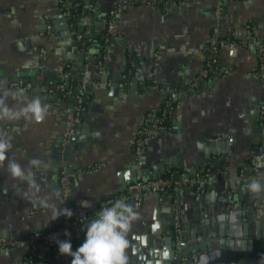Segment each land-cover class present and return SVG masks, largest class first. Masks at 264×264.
I'll return each instance as SVG.
<instances>
[{"label": "crops", "instance_id": "crops-1", "mask_svg": "<svg viewBox=\"0 0 264 264\" xmlns=\"http://www.w3.org/2000/svg\"><path fill=\"white\" fill-rule=\"evenodd\" d=\"M65 2L73 4V0ZM120 2L123 0H94L91 8L83 2L77 16L68 21L60 0H0V77L55 83L75 79L88 64L87 105L65 154L71 216L100 211L110 197L121 196L129 204L127 187L143 166L157 163L163 169L157 175L173 179L202 170L209 185L202 192L192 184H181L165 199L157 200L154 193H148L137 206L131 204L139 219L128 234L129 264H187L173 245L175 210L182 227L183 250L179 252L202 241H219L236 260L215 264H249L245 262L248 256L251 263L264 264V194L254 196L246 188L251 180L264 179V121H258L264 86L248 74L256 67L257 53L243 35L244 25L251 22L256 35L264 37V0H221L220 4L219 0H185L166 12L143 3ZM115 3L121 6L114 37L99 68L97 46L86 47V62L75 32L87 28L92 39L102 34L103 18ZM45 15L52 26L51 37L45 30ZM215 24L221 36L231 34L237 42L219 53L221 63L233 70L189 88ZM153 78L164 91H184L170 129L150 140L143 152L148 160L140 165L131 138L144 113L162 100ZM25 94L26 99L39 97L45 104V96L38 91ZM72 102L64 99L62 109ZM7 103L20 106L11 97ZM7 125H17L18 131ZM63 131L64 118L51 114L39 123L0 121V134L12 144L4 167H0V237L18 241L0 248V264H18L30 252L24 239L32 230L64 219V215L54 219L63 210L59 184ZM32 159L42 163L40 168H32L30 179H14L8 173V160L27 168ZM77 169L86 170L71 178ZM240 169L245 178L236 181ZM219 175L222 184L226 178V190L216 188ZM93 218L61 241L70 240L75 251L84 242L85 226ZM51 248L50 243H37L33 264H68L64 257H51Z\"/></svg>", "mask_w": 264, "mask_h": 264}, {"label": "built area", "instance_id": "built-area-1", "mask_svg": "<svg viewBox=\"0 0 264 264\" xmlns=\"http://www.w3.org/2000/svg\"><path fill=\"white\" fill-rule=\"evenodd\" d=\"M86 4V8H91L93 6L92 0H82ZM185 0H123L120 2L121 5L126 4L127 2H138L146 5H152L160 7L165 12L174 5H180ZM62 6V13L65 17H68L71 20L73 16L71 5L65 2V0H60ZM221 0H219V4ZM77 4V2H74ZM118 3L113 4L105 14L103 18V32H102V46L104 53L100 55L97 60V65L99 68L102 67L103 61L106 59V50L109 47L110 43L113 41L114 37V28L117 20L118 8L121 5ZM220 7V5H219ZM218 8L215 11L216 18L219 17ZM47 20L45 30L48 36H52L51 32V23L48 21V16L45 15ZM69 20V21H70ZM76 31V30H75ZM219 25L215 24L212 27L211 33L209 35L207 45L204 51V58L201 66L196 71L193 79L189 84V88H197L200 83L205 79L212 80L219 74H225L231 72L233 69L231 66L223 65L219 59L220 51L226 48H232L237 46V42L231 37V34L227 36H221L219 34ZM252 23H247L243 27V35L248 38L255 46L257 53V64L256 67L248 72L249 75L258 79L261 84L264 86V37H258ZM89 30L85 28L80 30V32H75L76 39L82 44V42H89L92 37L88 36ZM87 47V46H86ZM88 48V47H87ZM86 48V49H87ZM43 51V49H41ZM83 51V50H82ZM87 51V50H86ZM84 51V58L87 62L88 54ZM88 64L85 63V66L82 68L79 77V83L76 87H73L68 78L61 79L55 83H40L32 84L29 81L17 80V79H4L0 77V84L6 85L9 88L17 89L22 88L25 92L38 91L43 96H45V104L50 106L48 114L53 116H62L64 118V131L62 133L61 141V150L59 152V165H60V194L61 202L63 209L66 208L69 210V203L67 199L68 188H69V175L65 172V154L67 152V146L71 141V137L74 134L76 126L81 121L82 112L86 108L87 98L90 91V78L88 75ZM155 71V70H154ZM152 84L157 88L162 94V100L158 106L149 108L143 116L142 123L135 131L134 135L131 138V143L133 145L134 152L137 156L142 155L144 150L148 147L150 140L159 136L164 135L170 129V122L172 115L175 110L176 104L180 101L183 94V89L171 88L164 91L157 85L156 78L152 79ZM66 98H71L73 100L71 106L68 109L63 110L61 105L63 100ZM258 121L263 123L264 121V97L259 106L258 112ZM7 128L10 130L18 131L17 125H7ZM95 167L86 170L91 172ZM83 169H77L71 173L70 177L73 178L77 174L82 173ZM239 175L241 176L243 170H239ZM222 181L224 185L226 184V178L223 177ZM241 180V179H240ZM237 180V181H240ZM206 183V176L202 170H197L192 174H179L172 178L171 175H158L153 179H143L140 170H137L133 180L128 185V191L130 192V197L132 204L137 206L141 203L143 197L148 193H159L160 199H165L168 195V192L181 184H197L196 188L199 192L204 191V184ZM226 190V189H225ZM123 200L121 196L110 197L105 200L104 206H111L113 202ZM125 201V200H124ZM99 211H92L88 213H83L79 217H68L64 215V219L57 225H52L46 228H38L32 230L26 239L25 242L29 245L30 252L27 256L21 260L18 264H33L35 256V247L37 243L44 241L50 243L51 254L53 258L64 257L68 264H71V257L61 255L58 251L57 241H61L67 236L65 233L71 234L72 231L77 229L81 223L87 220L90 217H95V214ZM173 245L177 251H180L182 248V227L179 221L178 212L175 210V216L173 219ZM18 241H14L5 237H0V248H5L14 245ZM183 260L187 264H195L196 257L191 255H184Z\"/></svg>", "mask_w": 264, "mask_h": 264}, {"label": "clouds", "instance_id": "clouds-1", "mask_svg": "<svg viewBox=\"0 0 264 264\" xmlns=\"http://www.w3.org/2000/svg\"><path fill=\"white\" fill-rule=\"evenodd\" d=\"M16 100L19 107H10L8 98ZM50 106L42 103L39 97L26 99L25 90L17 88L8 90L0 84V121L42 122L48 115ZM10 138L0 134V167H4L7 153L11 149ZM41 161L32 159L27 168L14 160H8L7 171L14 179L27 180L33 175L32 168H40ZM46 167V165H45ZM34 182V181H33ZM247 190L254 196L264 194V179H253L246 185ZM60 215L70 217L71 211L64 208L58 211L54 219ZM139 219V214L123 200L104 206L95 214V218L86 224L84 242L72 250L70 240L57 241L61 255L70 256L71 264H129L128 234L132 224ZM70 236L69 233H65Z\"/></svg>", "mask_w": 264, "mask_h": 264}, {"label": "water", "instance_id": "water-1", "mask_svg": "<svg viewBox=\"0 0 264 264\" xmlns=\"http://www.w3.org/2000/svg\"><path fill=\"white\" fill-rule=\"evenodd\" d=\"M67 20L69 21L70 19L68 17H66ZM80 31V30H79ZM43 57V55H42ZM95 61L97 59H94ZM46 80V79H44ZM48 83V81H46ZM68 148L70 147V144L67 146ZM137 160L139 162L140 165L143 164V161L148 160L147 155L145 153H143L141 156L137 157ZM157 163H152L150 166H143V169L141 171V175L142 177L147 176V178L153 179L155 177H157V173L159 172H163V169L160 167V165H156ZM167 166H172L170 164H167ZM221 175H219L217 177V185L216 188H228L229 185H224L221 183L220 179H221ZM245 178L244 176H238L236 175L235 180H240L241 178ZM145 178V177H144ZM147 180V179H146ZM197 184L192 185V188L196 187ZM59 187V186H58ZM205 189L209 188V185L206 181V183L203 186ZM157 200L160 197L159 193H154ZM168 201H171V197H169L167 199ZM129 204L131 205L132 202L131 200L129 201ZM182 249V248H181ZM227 248H225V246H223L221 244V242L217 241V242H199L196 246H194L193 248L189 249L188 251H181V252H177V256L180 258L184 255H191V256H195L196 257V262L195 264H215V263H229V262H235L236 257L234 256V254L232 252H230ZM249 249V248H247ZM183 250V249H182ZM28 252H29V248H28ZM175 253V251L173 252ZM245 260V262L249 263V264H255V263H251L252 260L250 259V257L248 256Z\"/></svg>", "mask_w": 264, "mask_h": 264}, {"label": "trees", "instance_id": "trees-1", "mask_svg": "<svg viewBox=\"0 0 264 264\" xmlns=\"http://www.w3.org/2000/svg\"><path fill=\"white\" fill-rule=\"evenodd\" d=\"M92 1L94 2V0H92ZM74 2H77V4H74ZM72 3L73 4L71 5V10H72L73 16L71 17V20L77 16V13L83 7V1L82 0H73ZM93 45H95V47L97 46V49H98V52L100 55L104 53L103 46H102V34L93 37V40L89 41L88 43L86 41L82 42V44H80V47L82 48V50L84 52V50H86V46H93ZM79 77L80 76L76 77L75 79L68 78L73 87H76L78 85ZM86 100H88V98Z\"/></svg>", "mask_w": 264, "mask_h": 264}]
</instances>
